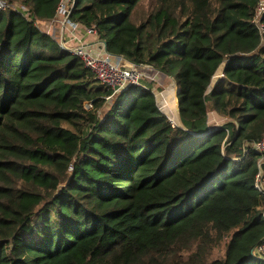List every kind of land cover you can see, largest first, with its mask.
<instances>
[{
  "label": "trees",
  "instance_id": "1",
  "mask_svg": "<svg viewBox=\"0 0 264 264\" xmlns=\"http://www.w3.org/2000/svg\"><path fill=\"white\" fill-rule=\"evenodd\" d=\"M4 1L0 264H264V0L74 1L108 53L174 82L178 124L150 81L107 99L37 25L59 0Z\"/></svg>",
  "mask_w": 264,
  "mask_h": 264
},
{
  "label": "built area",
  "instance_id": "2",
  "mask_svg": "<svg viewBox=\"0 0 264 264\" xmlns=\"http://www.w3.org/2000/svg\"><path fill=\"white\" fill-rule=\"evenodd\" d=\"M74 1L75 0H59L57 5V15L55 18H53V20L62 25V27L68 28L70 31L74 32L80 29L84 34L95 36L96 31L94 28L83 27L77 22L69 19L68 16L71 12V9L73 8ZM7 6V2H5L4 0H0V10L6 9ZM261 9H263L262 4L260 5V10ZM95 44L96 46L91 43L82 42L79 39L74 46L63 48L76 55L84 63V65L91 70L98 82L102 86L111 90V95H109L107 99H110L112 95L118 93L124 88L140 85L141 79L143 78L154 80L155 77H150L147 73L148 70L155 71L153 68L126 61L120 56H113L105 50V47L101 42H97ZM155 72L157 73V71ZM174 89L176 90L175 85L173 90ZM162 104L165 105H163L161 108L168 111L167 116L169 117L171 114L173 118H176V120H178V115L176 116L177 106L174 105L173 112L172 108L168 107L165 102H162ZM168 119L171 121L170 118ZM253 146L257 151L263 150L264 140L262 139L258 142H255ZM254 186L258 190L264 191V184L261 180L260 174H257ZM255 251L256 253L257 251L260 253H264V240L256 247Z\"/></svg>",
  "mask_w": 264,
  "mask_h": 264
},
{
  "label": "rangeland",
  "instance_id": "3",
  "mask_svg": "<svg viewBox=\"0 0 264 264\" xmlns=\"http://www.w3.org/2000/svg\"><path fill=\"white\" fill-rule=\"evenodd\" d=\"M146 3L147 2L144 3V6L146 5ZM137 14L140 15L141 14V10H138ZM59 35H60L61 38H65V34H63V33L60 32ZM84 35H88V34H84ZM94 37L96 38L97 42H100V40H98V38H97L96 35ZM97 42H95V43H97ZM95 43H94V46H96ZM147 73L149 74L150 77H153L154 76L155 77L154 80H150L148 78L147 79L146 78H143V79H141V81H145V82H149L150 81V83L151 82L153 83L152 84V89H153V92L155 94V98L157 99L156 100V103L158 104L159 109L161 110V112L164 115H166L167 118H170L171 119V122L173 124L178 123V120H176V118H173V116L171 114H170L169 117L167 116V113H168L167 110H164V109L161 108L163 105H165V104H162V102H165L168 105V107L172 108V110L174 112V105L177 106L176 95H175L177 89L176 90L175 89L173 90V88H174V82L169 77L160 76L159 73H156L155 71H149L148 70ZM220 74H221V71L218 70L217 73L212 78V84H214V82L218 79V77L220 76ZM108 101L110 102V100H108ZM104 111H105V109L103 110V112ZM177 112L178 111H176V116H177ZM174 119H175V122H174ZM207 120H208L209 125H211V126H217V125L223 123L226 119L224 117L219 116L218 114H216L213 111V109H211L209 107ZM260 152L261 153L264 152V149L261 150ZM222 249H223V244H221L219 248H214L212 250V254L213 255H218V254L220 255L222 253ZM257 253L258 254H262V253H260L258 251H257Z\"/></svg>",
  "mask_w": 264,
  "mask_h": 264
},
{
  "label": "crops",
  "instance_id": "4",
  "mask_svg": "<svg viewBox=\"0 0 264 264\" xmlns=\"http://www.w3.org/2000/svg\"><path fill=\"white\" fill-rule=\"evenodd\" d=\"M37 25L40 29L46 31L47 33H50L52 37L56 39L62 47L74 46L79 39L85 43L94 44L95 42H97L94 35H84L80 29L74 32L70 31L68 28L59 25L53 19L37 21ZM60 32L65 34V38L60 37ZM123 59L126 60L125 58Z\"/></svg>",
  "mask_w": 264,
  "mask_h": 264
},
{
  "label": "water",
  "instance_id": "5",
  "mask_svg": "<svg viewBox=\"0 0 264 264\" xmlns=\"http://www.w3.org/2000/svg\"><path fill=\"white\" fill-rule=\"evenodd\" d=\"M100 42L104 45L105 47V41L104 40H100Z\"/></svg>",
  "mask_w": 264,
  "mask_h": 264
},
{
  "label": "bare ground",
  "instance_id": "6",
  "mask_svg": "<svg viewBox=\"0 0 264 264\" xmlns=\"http://www.w3.org/2000/svg\"><path fill=\"white\" fill-rule=\"evenodd\" d=\"M170 100V99H169ZM174 101V100H173ZM176 110H177V107H176ZM176 124H178V123H176Z\"/></svg>",
  "mask_w": 264,
  "mask_h": 264
}]
</instances>
